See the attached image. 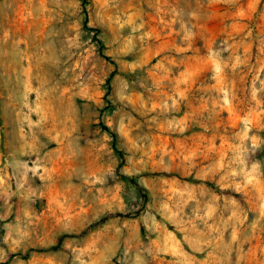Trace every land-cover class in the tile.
Segmentation results:
<instances>
[{"label": "rangeland", "instance_id": "obj_1", "mask_svg": "<svg viewBox=\"0 0 264 264\" xmlns=\"http://www.w3.org/2000/svg\"><path fill=\"white\" fill-rule=\"evenodd\" d=\"M0 264H264V0H0Z\"/></svg>", "mask_w": 264, "mask_h": 264}, {"label": "trees", "instance_id": "obj_2", "mask_svg": "<svg viewBox=\"0 0 264 264\" xmlns=\"http://www.w3.org/2000/svg\"><path fill=\"white\" fill-rule=\"evenodd\" d=\"M104 129L103 130H105L106 132H108L110 135H111V137L113 138V139H116V134L115 133H112V132H110L109 131V129H107L106 127H103ZM118 155H119V158L122 160V155L120 154V153H118ZM132 184H134L135 185V187L138 189V191H139V194H141V197L143 198V200H145V202L147 201V194L144 192V193H142V188L141 187H139V185H137V183H134V180L133 179H131V181H130ZM208 186H211L209 183H206ZM171 228V227H170ZM172 230V229H171ZM175 234H176V236H177V238H181L180 237V234L179 233H177V232H175ZM27 257V255H24V257H22V258H26Z\"/></svg>", "mask_w": 264, "mask_h": 264}]
</instances>
